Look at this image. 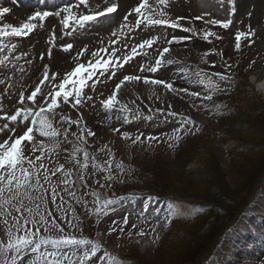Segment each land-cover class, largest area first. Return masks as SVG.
<instances>
[{"label":"rangeland","instance_id":"1","mask_svg":"<svg viewBox=\"0 0 264 264\" xmlns=\"http://www.w3.org/2000/svg\"><path fill=\"white\" fill-rule=\"evenodd\" d=\"M7 1H0V9H9L0 20L17 26L25 17L27 19L29 15L43 8L13 10L14 6L7 4ZM54 1L64 4L68 0ZM225 1L228 8L233 10L232 23L228 28L210 23L209 21L216 18L202 15L194 0H168L163 9L168 18H185L179 21L181 28H172L147 23L136 27L137 16L135 13H129L139 0H87V3L78 0L74 6H70V10L73 9L71 11L78 15L105 10L113 4L117 8L115 12L91 21L85 28L75 21L70 26L64 25L62 20L67 15H56L58 18L52 15L50 22H39L45 27L40 36L33 32L25 37L5 38L0 44V81H3L0 83V127L8 124V129L0 133V142L10 135H20L25 130L19 124L7 120L6 116L14 114L19 108L38 110L37 104L31 100L25 98L21 103L19 96L23 94L27 97L39 85L45 71L55 78L54 81L50 79L41 85L43 92L47 93L54 87V83L59 84L62 77L70 72L68 70L76 60V54L80 58L78 53L85 47L87 51L82 56H88V61L93 62L96 59L92 56L93 52L98 53L99 58L108 59L115 51V56L112 57L115 59L130 54L131 48L137 47L139 54L123 68H119L114 78L109 79L107 73H97L94 80L98 79L100 82L96 84L95 90L91 87L92 81H88L89 86L84 91L85 99L82 105L73 108L71 103L61 102L60 107L56 109L58 115L54 121V126L59 128L61 135L56 138H36L37 141L43 139L49 146L59 145L51 152L45 149L43 164L46 168L55 169L63 164L65 170H71L69 177H65L63 172H57L51 177V185L57 186L55 203L51 200L49 184H44V187L49 189L47 203L34 202L40 203L41 213L46 214V209L50 210L57 217L56 221L61 220L66 229L61 231L49 226L48 231L44 232L56 233L63 238L80 233L81 230L70 220V208L66 205L71 200L76 203L84 213L83 219L79 220L87 224V229L99 238L102 245L101 253L98 252L86 264H119L122 257L128 258L133 264H223L222 251L226 247L228 233L246 210L262 207L264 204V115L261 116V111L257 110L258 103L264 106V96L252 79L253 76L264 78V0H234V3L233 0ZM149 4L156 8V0H149ZM51 9L56 10V6ZM198 16L202 19H195ZM249 27L254 35L243 38L240 41V49L236 50V33L247 32ZM184 28H192L194 31L186 32ZM206 31L216 35L205 39ZM154 36L159 39L151 47H138L144 40ZM173 37L176 40L171 45L169 42L173 41ZM68 38L77 40L79 48L75 47L76 51L71 49L70 52H64L61 48L62 44L69 42ZM12 45H15V48ZM165 47L170 48L168 61L172 63L167 62L164 69L154 73L147 70L141 72L140 66L143 64L147 68L154 65L158 54ZM54 60H57L58 65ZM218 73L228 76V79L222 80ZM130 74L171 82L177 91H169L161 85H148L143 81L128 82L118 93L119 101L128 108L118 106L111 110L105 109L102 101L113 93L121 77ZM213 85L219 90L214 91ZM145 86H151L149 88H152L154 98L145 95ZM66 88L70 89L71 85ZM181 89L188 91H180ZM191 93L200 95L197 97ZM208 95L212 96L211 100L204 99ZM88 96L92 99L87 100ZM37 99L41 102L39 96ZM47 99L50 98L46 97L41 103H46ZM222 101L225 102V107L221 105ZM217 103L221 106L219 109L215 107ZM173 111L179 115H170ZM253 112L258 116L252 121L249 119L250 125L242 129L245 133H240V137L236 134L238 132H235V123L241 122L240 120L246 118V114L250 116ZM59 114L69 116L72 120L80 119L82 114L81 124L79 127L73 125L67 138L63 135L67 125L60 121ZM189 116L196 121L200 130L195 134H182L183 139L179 146L169 147L173 141H170L168 136L172 135L173 129L181 126V117ZM85 124L96 136H87L85 132L87 142L81 143L71 132H76L79 136L80 129H83ZM200 124L204 125L202 129ZM191 127L193 126L185 125L186 129ZM13 128L14 133L10 131ZM117 128L120 129L119 132L113 131ZM123 132L130 133L131 138L124 139L121 135ZM140 134H143L141 140L134 143L135 137ZM258 135L261 139L255 143L252 140ZM149 136L158 139L149 141ZM77 146L86 149L90 154L86 169L81 167L82 153H76L73 157V150ZM25 152L32 158L41 155L40 151L32 153L30 148H26ZM77 160L80 163H77ZM121 162L123 170L120 168ZM108 176L113 179H107ZM65 179L74 183L65 185L62 183ZM82 184L89 188L80 195L75 186L81 188ZM215 186H225V192L230 195L228 202L223 203L224 205L218 203L217 207L212 206L215 201L210 198L216 193ZM98 188L103 190L104 195L106 190L110 195L113 191L133 194L139 190H148L172 197L180 201L182 207L184 205L187 208L188 221L176 216L168 224L171 207L164 204L160 207L165 212L160 222L159 209H149L146 215L152 222H145L139 216L143 206L141 201L130 203L131 207H121L120 200L101 203L93 192L98 191ZM69 192L75 195H69ZM33 195L39 193L34 192ZM235 205L239 207L234 211ZM98 207L102 209L99 213L95 211ZM212 207H215L214 211ZM199 212L207 214L201 216ZM16 215L18 214L13 212L11 216L0 217V241L7 242L9 228L14 235L25 234L23 227L17 232L16 221L12 218ZM142 215L144 216V213ZM24 216L27 217L26 212ZM124 217L128 218L127 225L122 223ZM5 219L7 224L4 223ZM133 224L135 229L132 228ZM212 224L213 227L216 226L215 234L209 235L208 225ZM113 227H123V234L117 231L109 235V229ZM28 228L34 230L31 223ZM41 228L44 230V227ZM140 230H143L144 236L136 234ZM154 231L155 233H152ZM129 232L132 233L131 237ZM90 247L91 245L62 244L58 251L67 255L65 264H69V261L80 264L84 252ZM47 248L49 251L53 250L51 243ZM105 252L114 258V262L104 255ZM13 255L17 254L10 252L8 259ZM32 255L30 250H22L19 256H22L23 260L18 257L17 264H27ZM249 263L264 264V255H261V260L253 259Z\"/></svg>","mask_w":264,"mask_h":264},{"label":"snow or ice","instance_id":"2","mask_svg":"<svg viewBox=\"0 0 264 264\" xmlns=\"http://www.w3.org/2000/svg\"><path fill=\"white\" fill-rule=\"evenodd\" d=\"M82 3H87V0H82ZM168 0H156V8H153L151 4H149V0H139V3L134 7L129 15L135 13L137 19L135 21V26L139 27L142 24L147 23V25L152 26H166L172 28H181L180 20L185 19L184 17H177L175 20L168 18L165 13L164 6H166ZM234 3V0H233ZM117 6L113 4L110 7H107L104 11H96L91 14H83L78 15L74 14L71 10L66 9L67 16L64 17L62 23L66 26H70V24L75 21L76 24L83 27L87 23L91 21L97 20L99 17H102L106 14H110L116 11ZM156 9H159L157 11ZM9 9L3 8L0 9V18L4 16L5 13H8ZM52 15H61V13L50 12V11H35L31 15L27 17L26 20L21 22L18 26L13 25L11 23H4L0 20V44L4 42L5 38L11 37H25L32 34L38 27L42 26V23L49 16ZM195 19L199 20L202 17H195ZM213 24L221 25L224 28H228L232 21L231 20H212L209 21ZM186 32H192L194 29L192 28H184ZM53 37L55 36V32L52 33ZM216 35L212 32H204V38L207 39L210 36ZM254 35V32L249 27V31L247 32H237L236 33V50L240 49V41L243 38H247ZM159 39L158 37H152L151 39H146L142 43L138 45L140 49L145 47H151L155 41ZM176 40L173 37L172 43ZM15 48V45H12ZM61 48L64 51H69L73 48L72 43L62 44ZM87 51V48L81 50L78 53L79 56H82L84 52ZM170 52L169 47H165L159 53V58L155 61L154 65H141L140 71L143 72L147 70L150 73H154L159 71L161 64L164 62L165 54ZM137 52V47H132L130 54L124 55L122 58L115 56V51H113L112 56L108 59L99 58L98 53L93 52L92 56L96 57L95 62L88 61L87 63H78L70 72L66 73L59 84L54 83V87H52L47 93L43 92L41 85L48 80H55L54 76H50L48 71H45L42 79L39 82L31 93L25 97L23 94L19 96L21 103H23L24 99L31 100L33 103L37 104L38 110H34L32 108L17 109L14 114L6 116L7 120L12 121L14 124H19L25 130L20 135H10L8 138L4 139L3 142H0V217L11 216L13 212L18 215L12 216L13 220L16 221L17 232L20 228H24V235H14L12 229H8V237L6 243L0 241V264H17L18 257L22 261L23 257L19 256L22 250H30V253L33 254L30 259L27 260V264H65V261L68 260L67 255L62 254L58 249L63 245H72V244H91L89 250L85 251L83 257L80 259V264H86L87 261H91L93 257L96 256L97 252L101 249L102 245L99 241H91V240H76L75 238H63L60 239H52L51 237H45L39 235L41 231V227H44V231H48V227H56L61 231L63 229L57 223L55 217L52 212L46 209V214L40 212V203H34L35 201L47 203V194L49 192L48 188L44 187V184H49V188L51 190V200L55 203L57 198V190L55 185H51L50 180L52 176H55L57 172H63L65 177H69L71 175V170H65L64 165L60 164L55 169L46 168L43 164V159L45 157V149L51 152L56 147H59L58 144L54 145H46L43 139L39 141L36 140V133L40 137L46 138H56L61 135L58 127L54 126V121L57 118L56 109L60 107L61 102L63 103H71L73 108H76L79 105H82L84 102V89L88 87V81H92L91 87L95 90V86L100 81L98 79H93L96 77L99 72L100 75L108 74L109 79L114 78L116 75V71L119 68H123L130 60L134 59ZM210 53H205L208 55ZM49 55L51 53L49 52ZM168 63H172V61H168ZM227 66V65H226ZM230 67V66H229ZM221 77L222 80L228 79V76L223 74H217ZM143 81L145 84L152 85H161L169 91H177L171 82L160 80V79H152L147 76L140 75H124L123 78L115 85V89L113 93L109 95L106 99L102 101V106L105 109H114L116 107H120L123 109H127L128 106L126 104H122L118 99V93L120 92L123 85L128 82H139ZM3 81H0L2 83ZM211 83V81H210ZM71 85L70 89H67L66 86ZM213 90H219L215 85H213ZM180 91L187 92V89H181ZM191 95H195L199 97V93H191ZM38 96L41 101L47 99L46 103L38 102ZM71 98V99H70ZM87 100H91L92 97H86ZM204 99L211 100L212 96L208 95L204 97ZM217 109L221 106L216 105ZM158 111H163L162 109H158ZM219 114V113H218ZM172 116L179 115L177 112L173 111L170 113ZM31 117V119H30ZM82 114L80 119L72 120L69 116H64L63 114H59V119L64 124L67 125V128L63 135L67 138L69 134V130L73 125L79 127L82 121ZM182 124L179 128L173 129V133L171 136H168L170 141L173 143L169 144V147H178L179 142L183 139V135L187 134H195L200 130L196 121L189 117H181ZM185 125H191V128H185ZM8 129V124L5 123L3 127H0V133H3ZM12 133L15 132V128L10 129ZM113 131L119 132L120 129H113ZM87 133V136L95 137L96 133L88 128L85 124L83 129H80V135L77 136L76 132H71V135L76 137L78 141L81 143H86L87 138L84 136V133ZM183 134V135H182ZM124 139H130L131 134L128 132L121 133ZM143 134L137 135L135 137V142H139L141 140ZM167 135V134H165ZM149 141L157 140L158 137L149 136L147 137ZM107 147L106 145L104 146ZM30 148L32 153L40 151L41 155L35 156L32 158L29 155H26L25 149ZM104 149L102 148L101 151ZM110 152V150H109ZM76 153H82L83 163L81 167L86 169L89 163L90 154L86 149H82L77 146L73 150V157H75ZM94 160L95 157L93 156ZM77 163H80L77 160ZM99 167V165H97ZM121 170H123V163L120 164ZM41 170H43V176H41ZM81 179H83L81 177ZM107 179H113L112 176H108ZM43 181V183H42ZM63 184L67 185L69 183H74V181H70L65 179L62 181ZM86 183V182H85ZM66 190V189H65ZM39 193V195L34 196L33 193ZM69 195H75L74 193L69 192ZM97 201H99L98 194ZM27 201V203H25ZM86 203V202H85ZM105 203H110V201H105ZM102 209L96 208V212L99 213ZM27 213V217L24 216V213ZM179 215L174 208L169 210L167 222L171 223L172 218ZM39 217L37 220L36 217ZM51 217V220H49ZM21 220L23 223L21 224ZM4 223L7 224V220H4ZM31 223L34 230L29 229L28 225ZM115 223V222H114ZM124 225L128 224V218L124 217L123 222ZM135 225H132V228L135 229ZM122 235L124 232V228L120 227L119 229L113 227L109 229V235L113 232H117ZM139 236H144L145 233L143 230H140L136 233ZM129 237H131L132 233H128ZM158 238V237H157ZM51 243L53 250L49 251L47 245ZM43 249V250H42ZM15 252L17 255L11 256L8 259L10 252ZM105 256H109L110 260L114 262V258L110 256L109 253L105 252ZM69 264H75V262L69 261Z\"/></svg>","mask_w":264,"mask_h":264},{"label":"bare ground","instance_id":"3","mask_svg":"<svg viewBox=\"0 0 264 264\" xmlns=\"http://www.w3.org/2000/svg\"><path fill=\"white\" fill-rule=\"evenodd\" d=\"M26 10V9H25ZM31 10V9H30ZM35 9H33V11H34ZM27 11V10H26ZM29 11V10H28ZM29 13V12H28ZM24 20H26V17L24 18ZM39 23V22H38ZM45 24V23H44ZM42 29H45V27L43 28L42 26H40V27H38L35 31H34V33H38L39 34V36H40V34L42 33L43 34V30ZM61 49V48H60ZM61 52H63V51H61ZM65 52V51H64ZM70 52V51H69ZM60 53V52H59ZM58 53V54H59ZM64 55H65V53H63ZM48 55V54H47ZM56 55V54H55ZM60 55V54H59ZM61 55H62V53H61ZM66 55H68L67 53H66ZM65 55V56H66ZM48 57V56H47ZM53 57V56H52ZM59 57V56H58ZM64 56H62V58H63ZM69 57V56H68ZM67 58V57H66ZM47 59V58H46ZM57 59V58H56ZM60 60H61V58H60ZM63 60V59H62ZM71 60V59H70ZM57 61V60H56ZM55 60H54V62H56ZM47 62H48V60H47ZM61 62V61H60ZM49 63V62H48ZM57 63V62H56ZM64 64H65V62H63ZM61 64V63H60ZM70 64V63H69ZM57 65H58V63H57ZM71 65V64H70ZM69 65V66H70ZM67 66V65H66ZM34 67H36V66H34ZM57 68V67H56ZM252 79L255 81V84H256V86H257V88H258V90L260 91V93L264 96V78H258V77H256V76H253L252 77ZM149 85V84H148ZM149 87H151V86H148V88L145 86V88H143V90L145 91L144 93H145V95L148 97V98H154V96H152V93H154L153 92V90H152V88H149ZM156 94V93H155ZM262 203V202H261ZM256 218V220H258L257 219V217H255ZM261 223H264V222H256V224H261ZM262 234L264 235V228L262 229ZM235 240V238H232V239H230V242L229 243H231L232 241H234ZM246 240V238L244 239L243 237H240V238H238V239H236V241H237V244L238 245H240L241 243L240 242H243V241H245ZM252 240V238H248L247 240H246V242L247 241H251ZM251 243V242H250ZM232 244V243H231ZM230 244V245H231ZM233 245L235 246L236 244L235 243H233ZM241 246V245H240ZM256 246V244H254V243H252V247L254 248ZM234 249V250H233ZM233 249H231L230 247H228V250H227V253L225 254V257L226 258H224L225 259V263L226 264H238V263H241V260L243 259V258H246V257H248V256H251L249 253H246V251L241 247V249H239V248H233ZM261 255H264V248L262 249V250H260V252H259V254H258V256H256V259L257 260H261ZM252 256H255V255H252ZM251 261H253V260H251ZM250 264V263H249ZM262 264V263H261Z\"/></svg>","mask_w":264,"mask_h":264},{"label":"trees","instance_id":"4","mask_svg":"<svg viewBox=\"0 0 264 264\" xmlns=\"http://www.w3.org/2000/svg\"><path fill=\"white\" fill-rule=\"evenodd\" d=\"M257 110L259 111H261V113H260V115L261 114H263L264 115V106L263 105H261L260 103H258L257 104ZM258 115L256 114V112H253V114H251L250 116H249V114H246V118H243L242 120H240L241 122H238V123H235V125H236V127L237 128H235V132H238V133H236V134H239V136H240V133H245V131H243L242 129H245V128H247V127H249V123H250V121H252V119L254 118V117H257ZM262 116V115H261ZM249 119H251L250 121H249ZM263 123V122H262ZM241 125L243 126V128H241ZM241 137V136H240ZM244 139V137H242L241 138V140H243ZM261 138L259 137V135L258 136H256L255 138H254V140H252V141H254L255 143H257L259 140H260ZM245 140H248L249 141V139L248 138H245ZM201 183H203V182H201ZM198 185H200L201 186V184H199V183H197ZM210 185V184H209ZM203 186H205L204 184H203ZM226 186V185H225ZM225 186H224V188L223 187H217V186H215V192L216 193H214V194H212L211 196H210V198L212 197V199L211 200H213V201H215V203L214 202H212V203H214L215 205H213L212 204V206H215V207H217L218 206V203H221V204H223V203H225V202H228V200H230V195H228V193L227 192H225ZM207 188V187H206ZM209 189H210V187H208ZM227 193V194H226ZM172 198V197H171ZM209 198V197H208ZM174 199V198H173ZM175 201H177V202H180V201H178V200H176V199H174ZM181 203V202H180ZM224 205V204H223ZM239 205H240V203H239ZM184 206V205H183ZM215 207L213 208L212 207V211H214L215 210ZM239 206L237 205H235V207H233L234 208V211L238 208ZM201 214H199V215H201V216H203V215H206L207 213H205V212H200ZM218 215V214H217ZM217 215H215L214 216V218H216V216ZM190 217V216H189ZM182 218H185V219H183L184 221H188V217H186V216H183ZM216 226H214L213 227V224L212 225H208V233H209V235L212 233V234H215V230H216V228H215ZM195 232H197V231H195ZM122 263L121 264H133V262H131L128 258H125V257H122Z\"/></svg>","mask_w":264,"mask_h":264}]
</instances>
